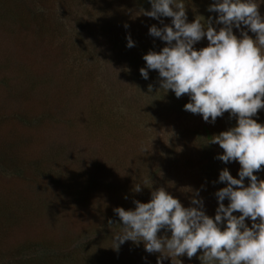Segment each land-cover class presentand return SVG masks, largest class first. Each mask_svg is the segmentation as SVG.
I'll return each mask as SVG.
<instances>
[{"label": "rangeland", "instance_id": "rangeland-1", "mask_svg": "<svg viewBox=\"0 0 264 264\" xmlns=\"http://www.w3.org/2000/svg\"><path fill=\"white\" fill-rule=\"evenodd\" d=\"M41 1L0 0V213L19 219L0 232V264L13 254L18 262L28 256L29 264H39L40 249L35 255L20 246L39 239L63 241L68 234L73 240L67 245L85 249L79 264H158L161 253H148L143 241L114 248L113 237L122 231L114 209L134 210V201L149 202L160 188L191 207L190 198L199 190L204 211L214 218L219 202L213 190L227 186L219 182L220 172L227 168L239 178L241 166L217 159L223 149L196 141V134L172 138L195 131L202 115L163 110V117L143 118L146 111L130 100L137 86L128 79L131 71L140 75L147 67L143 56L167 46L149 29L171 25V17H162V24L143 15L142 0L134 5L138 10L129 8L134 0H48L49 11L42 12L37 9ZM215 2H185L188 22L197 18L206 24L211 17L216 28L219 14L208 11ZM256 3L264 16L261 0ZM208 44L205 37L194 47ZM148 71L159 77L158 71ZM221 118L223 126L207 122L215 135L238 123ZM253 118L264 124V109ZM256 175L264 179V170ZM78 185L86 190L82 196ZM246 223L250 227L251 219ZM23 253L27 256L21 259ZM201 254L191 259L185 254L175 264H202ZM45 257V264L69 259ZM163 264L174 262L167 257Z\"/></svg>", "mask_w": 264, "mask_h": 264}, {"label": "clouds", "instance_id": "clouds-1", "mask_svg": "<svg viewBox=\"0 0 264 264\" xmlns=\"http://www.w3.org/2000/svg\"><path fill=\"white\" fill-rule=\"evenodd\" d=\"M150 3L151 10H143V15L162 24V17H171L172 23L150 27L149 34L167 46L143 56L147 67L140 69L142 77L148 79L149 69L158 71L161 88L174 91L177 98L188 95L190 102L184 109L202 114L205 122L215 123L226 112L237 117L235 127L214 135L210 143L223 149L217 159L238 161L241 167L239 178L227 168L220 172L219 182L227 186L215 193L219 206L214 218L204 211L199 190L190 198L191 207L160 188L152 192L149 202L134 201V210L115 208L122 231L113 237L114 248L129 240L143 241L148 253H161L158 264L167 257L175 264L185 254L191 259L200 250L202 264H264V179L256 175L264 170V124L253 118L264 109V16L259 4L216 0L208 11L219 14L215 22L223 27L217 31L211 17L206 24L197 18L188 22L184 0ZM233 27L241 30L240 37ZM249 31L256 34L255 39ZM205 37L208 46L197 50L194 45ZM127 46H134L130 36ZM245 178L250 181L247 185ZM134 190L140 192V184ZM237 212L241 214L234 215ZM112 223L109 220V226ZM162 229L170 231V237L159 236Z\"/></svg>", "mask_w": 264, "mask_h": 264}, {"label": "trees", "instance_id": "trees-1", "mask_svg": "<svg viewBox=\"0 0 264 264\" xmlns=\"http://www.w3.org/2000/svg\"><path fill=\"white\" fill-rule=\"evenodd\" d=\"M78 1H80L82 3L85 0H75L74 3L78 2ZM188 1L189 0H184V3L188 2ZM41 2H42V6L38 7V8L36 7V8L39 9L40 11L41 10L49 11V10H47L48 9V0H44ZM142 2L143 3L140 4V7H143V9L148 7V9L150 11L151 10L150 0H142ZM128 3H130L129 8L133 7V9H136V10L139 9V6H138V8L134 7V5L136 3L139 4L137 2V0H134L133 2L128 1ZM261 5L263 6L262 9L264 10V0H261ZM143 9H141L142 12H143ZM148 9H145V10H148ZM80 10H83V9H80ZM126 12L129 13L130 15L133 13V11H128V10H126ZM78 13H81V12L79 11ZM90 13H93V12H90ZM90 13H87V14L90 15ZM43 14H44V12H43ZM81 14L83 15L84 13H81ZM83 16H81V17H83ZM89 17L92 18L93 15H90ZM86 21H87V18H86ZM221 27H223L222 24H217V27H216L217 31H219V29ZM240 31H241L240 29L233 27V32L238 37H240L242 35L241 33H239ZM249 35L255 39L256 34L251 33L249 31ZM125 39H124L123 44H121V47H123V50H125L127 48L126 43H125ZM126 41H127V39H126ZM140 64H142V63L140 62ZM137 73L138 72L131 71V73H130L131 76L128 79L130 80V82L132 81V82L136 83V85H137L136 88L134 87L135 90H134L130 100L134 104H137V106L140 109L143 108L146 111V113L141 112L140 116L145 115V116H143V118H151L153 115H158L157 117H163V110H169V111H171V114L172 113H177V114L185 113L186 116H187V114L191 113V112L186 111L184 109V105L187 104L188 102H190V97L188 95H184L180 98H177L174 91L168 90L166 92L165 89L161 88L160 77L155 78V77L149 76L148 79H144L141 74L138 75ZM149 85L152 86L151 91H149ZM142 104L143 105L145 104V106L143 107ZM199 115L201 116L202 114H199ZM167 116H169V114H166V117ZM223 116H225V119H227V120L233 119V117L228 112L224 113ZM234 119L236 122H238L237 117H234ZM202 122L203 123L201 125H200V122H198V125H197L198 127L195 131H189L186 129L183 133L178 132V134H173L172 138L177 139L179 137L186 136L190 132L188 134V136H186V137H191V134L193 133V135L196 134L195 135L196 141H202V142L211 141L212 137L216 134L217 131L213 132L212 129L209 127V124L207 122H205L204 120H202ZM221 123H222V118L219 119V117H218L216 119L217 126H218V124H221ZM199 125L201 127H199ZM223 125H224V123H222V126ZM224 128L225 127H223V128L221 127V129H219L218 131H221V130L224 131ZM85 187H87V189L89 191L90 186L88 183L85 184ZM76 189H78V190H76V192L80 193L81 196L86 191V190H83V188H81V186H79V185L76 187ZM216 190H218V189L214 188V190H213L214 193H216ZM88 191H87V193H88ZM71 197L74 198L75 196H71ZM75 198L79 199L78 197H75ZM72 202H74V200ZM0 215H1V213H0ZM15 219H18V218L14 215H7L6 217L1 215V217H0V232L2 231V228L4 226L6 227L9 223H11V224L16 223ZM159 233H164V236L165 235L168 236L171 234L170 231L165 230V229H162ZM70 237L71 236L68 234L65 236L63 241H58V242H56L55 240H52V239H39V240L34 241L31 244H29V242H26L24 245H21L20 247H22L21 250L23 252H26V251L28 252V250H30L31 253H33V254H35V252H37L38 249H40L39 253H37L38 256L35 254L36 259H38L39 264H45V260H46L45 255L48 257L52 256L53 258H56V260H58L59 257L61 258V256H63V255H69L68 260L66 259V261H62V262H66L63 264H79V262L81 261V259H80L81 253L84 252L85 249L81 250L82 247L80 246L79 243H77V244L73 243L71 245H67V244H69L68 241L73 240L72 237H71V239H70ZM129 243L132 244V242H129ZM134 243H135L134 244V246H135L136 242H134ZM139 247H140V245H139ZM33 251H35V252H33ZM41 253L43 256H41ZM24 255L27 256L26 253H23L19 257L21 259H23ZM141 256H142V254H140V257ZM18 259L19 258L15 259L14 254H13V255L9 256L6 264H19L21 262H18L19 261ZM27 259H28V256H27ZM27 259L25 261H23L21 264H29ZM92 260L94 261V259H92ZM59 263H57V264H59Z\"/></svg>", "mask_w": 264, "mask_h": 264}]
</instances>
